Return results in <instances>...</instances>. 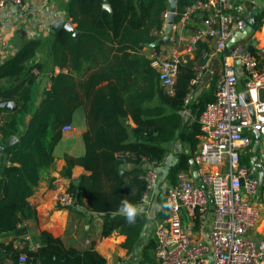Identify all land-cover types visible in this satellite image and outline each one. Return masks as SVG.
Wrapping results in <instances>:
<instances>
[{
	"label": "trees",
	"instance_id": "16d2710c",
	"mask_svg": "<svg viewBox=\"0 0 264 264\" xmlns=\"http://www.w3.org/2000/svg\"><path fill=\"white\" fill-rule=\"evenodd\" d=\"M169 1L68 0L67 19L75 25L77 35L62 28L52 31L48 39H30L0 64V103L15 101L18 107L15 112L0 109V148L4 154L3 164L0 159V264L8 259L16 262L21 254L32 264H107L94 246L84 250L66 247L46 231L40 233L36 250L28 243L15 246L17 239L28 233L23 223L29 199L54 166L63 128L72 125L80 108L86 109V152L79 158L66 155L62 170V176L71 180L69 192L76 207L87 201L91 212L103 221L101 237H126L123 246L129 255L147 226V239L139 245L136 259L138 264H156L150 224L164 221L169 213L164 199L146 213L142 205L146 189L143 163L161 165L170 154L177 156L168 173L164 177L160 173L162 182L171 185L179 172L191 170L200 143L198 119L216 98V93L208 91L185 105L199 70L196 64L187 61L180 65L174 94L170 95L144 52L160 40L154 33L164 32ZM198 1L206 0H178L175 23L179 24L185 10ZM106 3L112 11L104 9ZM254 12L253 35L263 27L264 7ZM200 44L196 61L202 66L201 53L208 45ZM253 54L264 69V53L255 50ZM57 68L60 72L56 74ZM46 76L50 86L35 105L36 90ZM186 110L194 117L191 126ZM12 138L17 141L9 144ZM175 142L181 145L180 153L172 150ZM243 162L249 164L247 159ZM76 166L86 171L78 185L72 180ZM124 200L141 210L134 224L127 223L119 212ZM160 207L163 210L156 213ZM9 237L10 242L3 241Z\"/></svg>",
	"mask_w": 264,
	"mask_h": 264
},
{
	"label": "built area",
	"instance_id": "2783aa9c",
	"mask_svg": "<svg viewBox=\"0 0 264 264\" xmlns=\"http://www.w3.org/2000/svg\"><path fill=\"white\" fill-rule=\"evenodd\" d=\"M25 1L0 0V14L20 8ZM197 14L203 16V25L190 39L188 52L200 42H207L208 48L201 53L204 64L191 86L200 82L204 71L216 60L223 62V67L216 98L207 104L198 119L201 135L192 169L179 172L175 184L171 185L162 182L157 163H143L146 189L142 205L147 208L146 213L150 214L158 199L165 200L169 213L153 231L156 264H264V237L251 236L264 211L260 193L263 187L252 151L254 132L258 130L261 145L257 156L264 172V69L259 67L253 53L228 46L237 33L245 31L252 14L244 15L231 0H206L189 6L180 22L186 24V20ZM177 30L178 24H175L174 31ZM184 54L186 40L181 38L168 56L159 52L148 56L159 73L162 87L170 95L174 94L179 67L186 62ZM59 72L57 68L56 74ZM192 95L191 89L185 105L191 104ZM250 106L254 109L255 122L248 110ZM71 130V125L63 128V132ZM195 171L202 185L197 184ZM59 190L58 208L76 207L69 188ZM162 210L160 207L156 213ZM3 264L32 263L26 254H21L16 262L8 259Z\"/></svg>",
	"mask_w": 264,
	"mask_h": 264
},
{
	"label": "crops",
	"instance_id": "0c3cea01",
	"mask_svg": "<svg viewBox=\"0 0 264 264\" xmlns=\"http://www.w3.org/2000/svg\"><path fill=\"white\" fill-rule=\"evenodd\" d=\"M67 2L68 0H27L20 8H11L1 13L0 64L14 56L26 41L36 38L48 39L53 31V24L61 18L69 21L66 15ZM231 2L247 16L264 7V0H231ZM202 25L203 16L201 14L193 15L186 20V24L181 22L178 24V30L174 31L170 45L162 46L157 51L146 47L144 52L147 56L154 52L164 53L168 56L179 39L183 38L186 40V54H184L186 62L193 61L199 69L201 65H198L196 57L199 55L198 51L201 44L197 45L191 52H188L189 49L187 47L193 34ZM73 26L75 27L74 24ZM184 26L185 29L183 28ZM154 35L162 39L166 36V30L164 33L155 32ZM251 36L237 42L233 46L245 49L248 45L252 44L248 40ZM258 39V43L262 45L260 51L264 53V25ZM203 44L208 45L207 42H203ZM222 67L223 62L216 60L211 67L204 71V76L200 82L192 87L193 95L191 102L196 96L208 91L216 93ZM238 73L241 76L239 66ZM213 80L215 81L214 83ZM49 86L50 80L46 88L48 89ZM41 98L42 95H39L38 101H36L37 105L40 103ZM186 117L190 119L188 126H191L194 117L187 110ZM71 126L72 130L64 132L62 140L55 149L56 160L54 166L39 184L35 194L29 199L30 209L23 223L28 233L25 237L17 239L15 246L23 247L28 243L33 250H36L39 247L38 238L40 233L46 231L53 237L62 240L66 247L84 250L94 246L106 258L107 264H124L125 259L129 255L123 246L126 237L114 234L109 238H102L103 221L98 215L91 212L87 201L84 202L83 206L71 209H60L57 206L56 197L60 193V187L69 188L71 183L70 179L62 176V170L66 166L65 156L79 158L84 156L86 152L83 140V134L88 128L85 108H80L75 112ZM172 150L175 154L176 152L180 153V143L175 142ZM188 152L189 148L186 145V153ZM176 159L177 156L170 154L166 161L158 166V171L162 174V177L166 175L168 166L175 162ZM84 174H86L84 168L76 166L72 170V180L79 181V178ZM259 234L255 233V229L251 232L253 238L264 237L262 231ZM11 240L12 237H9L3 241L8 243Z\"/></svg>",
	"mask_w": 264,
	"mask_h": 264
},
{
	"label": "water",
	"instance_id": "95a60500",
	"mask_svg": "<svg viewBox=\"0 0 264 264\" xmlns=\"http://www.w3.org/2000/svg\"><path fill=\"white\" fill-rule=\"evenodd\" d=\"M105 1L107 2L108 0H105ZM169 3H170V10H169V13L167 16V22H166V26H165L166 36L164 38L150 44L148 46L149 48L155 49V48L162 47V46H168V45H170V43L172 41V36L174 33V25L176 24L175 20L177 17L178 0H170ZM104 9L112 11V8L108 3H106L104 5ZM256 19H257L256 18V12H253L251 17L247 21L245 31H243L241 33H237L235 35V37L232 39V41L229 43L228 46L231 47L234 44H236L237 42L246 39L248 36H251L254 33V26L256 24ZM62 28L73 33L74 35H77L76 31H75V27L73 26L72 22L67 21L64 18H61L52 26L53 31H57V30H60ZM257 46H258V42L255 41L252 44L248 45V47L245 48L244 52L245 53H253L257 49ZM246 100L249 101L248 96H246ZM0 109H6L8 111L15 112L18 109V107H17L15 101H6V102L0 103ZM248 110H249L252 121L255 122V115H254L253 107L250 106L248 108ZM254 135H255V142H254V145L252 148V151L254 154V157H253L254 162L253 163L255 165V168L257 170H259L260 186L264 187V172L261 170V166L258 163V156H257L258 151L260 149V145H261V133L258 130H256L254 132ZM16 141H17L16 138H12V139H10L9 144H12ZM2 151L3 150L0 148V159H1V163L3 164L4 163V154L2 153ZM191 164L192 165L194 164L193 160H191ZM194 178H195L198 185H202V181H201V179H200V177L196 171L194 172ZM75 184L78 185L79 181H75ZM203 188H205V186H203ZM146 237H147V226L144 227L143 232L141 233L140 237L138 238V240L134 244V253L129 256L130 261L134 257L136 258L138 256V247L146 239ZM124 264H128V262H125Z\"/></svg>",
	"mask_w": 264,
	"mask_h": 264
},
{
	"label": "rangeland",
	"instance_id": "374dc122",
	"mask_svg": "<svg viewBox=\"0 0 264 264\" xmlns=\"http://www.w3.org/2000/svg\"><path fill=\"white\" fill-rule=\"evenodd\" d=\"M263 25H264V19H263ZM259 33H261V31L255 33V34L253 35V37H252V42H251V43H253V42H255V41L259 42V39H258V34H259ZM261 48H262V45H260V43H258L257 50L260 51ZM214 77H215V76H214ZM48 81H49V78H48L47 76L44 77L43 80H42V84H41V86L36 90V93H35V97H36V99H35V105H36V101H38V97H39V95H42L44 89L46 88ZM214 82H215V81L213 80V83H214ZM168 170H169V166H168V169H167L166 174L168 173ZM260 193H261V195H262L261 197L264 199V187L260 189ZM158 200L161 201V199H158ZM263 206H264V202H263ZM263 218H264V211H263V213H262L261 222H260V224L258 225V227L255 229V233H256L257 235H260L259 232H261V231H262V234L264 233V219H263ZM158 222H159V221H157V220H153V221L151 222V224H150V232H153V231L155 230L156 224H157ZM259 230H260V231H259ZM261 236H262V235H261ZM261 236H260V237H261ZM146 239H147V237H146ZM129 256H130V255L127 256V258L125 259V262H128V264H138V261H137V259H136L137 257H136V258L134 257V258L130 261V260H129ZM125 262H124V263H125Z\"/></svg>",
	"mask_w": 264,
	"mask_h": 264
},
{
	"label": "clouds",
	"instance_id": "9594fccd",
	"mask_svg": "<svg viewBox=\"0 0 264 264\" xmlns=\"http://www.w3.org/2000/svg\"><path fill=\"white\" fill-rule=\"evenodd\" d=\"M141 210L129 203L127 200L122 201L119 212L125 217L126 222L129 224H134L136 222V217L138 216Z\"/></svg>",
	"mask_w": 264,
	"mask_h": 264
}]
</instances>
